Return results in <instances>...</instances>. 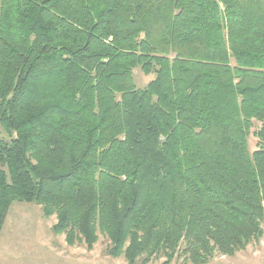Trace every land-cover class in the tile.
Listing matches in <instances>:
<instances>
[{"label":"trees","instance_id":"16d2710c","mask_svg":"<svg viewBox=\"0 0 264 264\" xmlns=\"http://www.w3.org/2000/svg\"><path fill=\"white\" fill-rule=\"evenodd\" d=\"M14 202L124 264L258 242L264 0H0V233Z\"/></svg>","mask_w":264,"mask_h":264},{"label":"rangeland","instance_id":"374dc122","mask_svg":"<svg viewBox=\"0 0 264 264\" xmlns=\"http://www.w3.org/2000/svg\"><path fill=\"white\" fill-rule=\"evenodd\" d=\"M134 75L138 88L152 78L138 69ZM54 223L55 218H44L38 206L14 202L0 233V264H124L122 258L112 259L103 254L101 239L91 251L84 246H67L63 235L52 232ZM262 228L263 236L258 242L234 257L217 256L209 264H264V224Z\"/></svg>","mask_w":264,"mask_h":264}]
</instances>
